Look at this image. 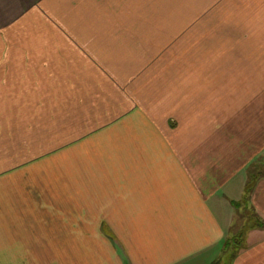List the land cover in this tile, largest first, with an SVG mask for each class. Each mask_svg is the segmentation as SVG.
I'll return each instance as SVG.
<instances>
[{
  "label": "crops",
  "instance_id": "0c3cea01",
  "mask_svg": "<svg viewBox=\"0 0 264 264\" xmlns=\"http://www.w3.org/2000/svg\"><path fill=\"white\" fill-rule=\"evenodd\" d=\"M25 1L0 0V264H264V62L251 43L213 42L211 77L179 93L160 92L145 47L125 62L126 93V69L94 51L158 43L210 0H50L51 19L75 9L77 27L45 25L42 5L27 25ZM97 15L111 46L77 37Z\"/></svg>",
  "mask_w": 264,
  "mask_h": 264
},
{
  "label": "rangeland",
  "instance_id": "374dc122",
  "mask_svg": "<svg viewBox=\"0 0 264 264\" xmlns=\"http://www.w3.org/2000/svg\"><path fill=\"white\" fill-rule=\"evenodd\" d=\"M102 3L108 5L107 0H102ZM49 4L50 0H27L23 2V10L26 11L23 13H27L29 17L26 24H36L34 20L30 19V17L35 14L37 9L36 6L42 5V7H44L39 10L43 15L45 14V19L48 20V22L44 23L45 25H59V22L72 27H77L76 25H79L74 15L77 13V10L72 9V15L68 14V11H65L64 14L59 15L57 19H51L48 15L52 12V8L47 7ZM59 4H62V2ZM262 6H264V0H210L209 3L205 4L204 8L199 10L197 12L198 14L194 17H173L170 22H168L169 26L163 30L165 35H163L162 40L158 42L159 44L156 43L154 39V43L135 44V46L130 48L129 51L127 48L128 44L135 42H133L128 36H124L119 42H117L118 38L115 37L116 35H112L113 37H111L109 29H106L108 26L106 22L107 20H103L98 15L97 17L93 16L89 21V26L92 27L89 32L91 35H84V37H82L80 34L77 35V37L81 40H85V38L89 36V40L94 42H97L101 37L102 40L105 39V46H111V41L114 40V38L116 39V42L121 48L110 49L107 47L105 48L106 50H96L94 53L100 54L103 59L106 57L105 60H114L115 65L117 66V71L118 68L119 70L126 69L124 72L120 70L119 76L121 78L118 76V78L124 80L123 84L126 93L131 90L132 86L128 83L131 80V76H127L132 69V65L125 62L131 59L132 54L135 55L136 52L141 53L143 48L150 47L151 57L154 58L152 62L155 66L153 69H150V76L153 74L159 75V71H161L163 78L161 84L158 86L160 92L173 93L177 91L179 93V85L184 83L183 78L188 81L194 80L205 83V80L211 77L213 70L211 45L213 42L223 43V47H227V42L231 45H236L238 42H244L247 46H250L249 44L251 43L253 49L252 53H256L258 56L253 62H264V7ZM6 14L9 15L10 11L8 10ZM9 16L13 19H15V17L17 18V15H13L12 13ZM147 20L148 19L145 21ZM37 21L39 22V20ZM154 21L158 23V19H154ZM96 25L100 27L98 29H106V34L108 35H101V32L95 33L94 26ZM142 26H144V30H147L144 22ZM94 33L96 35H94ZM11 36L14 41L13 32ZM147 42L150 41L147 40ZM160 43H163L164 46H161ZM198 43H202V46H199ZM241 48H243V46H241ZM223 52H225V50H223ZM224 57L226 58V55H224ZM49 59L50 57H46L44 63L47 64L50 69L52 68V62H49ZM219 68L220 72L218 75H220L226 67L220 66ZM199 70L203 73L199 72ZM215 73L217 74L216 71ZM94 74L95 79H97V72H94ZM34 84V81L29 80L27 82L28 88H35ZM94 85L95 82L91 83L93 89L100 90V88L98 89V86L94 87ZM201 89L202 87L200 86L197 88L194 86L191 87L190 82L189 84L187 82V90L189 93H197ZM114 112H116V110H114ZM118 112L125 113L124 110H119ZM115 116V114H112V118ZM67 137L68 136L63 137V139ZM239 229L240 232H244L240 222L236 221V231ZM227 259L228 256H224L221 264H226Z\"/></svg>",
  "mask_w": 264,
  "mask_h": 264
}]
</instances>
